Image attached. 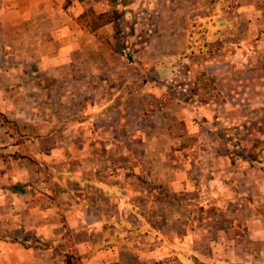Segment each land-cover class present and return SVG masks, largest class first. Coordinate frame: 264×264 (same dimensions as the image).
Here are the masks:
<instances>
[{"label": "crops", "instance_id": "0c3cea01", "mask_svg": "<svg viewBox=\"0 0 264 264\" xmlns=\"http://www.w3.org/2000/svg\"><path fill=\"white\" fill-rule=\"evenodd\" d=\"M65 1L0 0V264L250 263L243 244L264 236L237 233L228 212L254 204L219 196L253 194L255 173L218 149L232 141L221 118L264 98L246 85L264 58V0H220L207 19L221 22L165 54L150 52L152 28L143 48L117 46L123 16L85 30L78 15L104 0ZM159 206L154 225L144 212Z\"/></svg>", "mask_w": 264, "mask_h": 264}, {"label": "rangeland", "instance_id": "374dc122", "mask_svg": "<svg viewBox=\"0 0 264 264\" xmlns=\"http://www.w3.org/2000/svg\"><path fill=\"white\" fill-rule=\"evenodd\" d=\"M77 1L80 2L81 0ZM226 1L234 2L235 0ZM218 2L220 0H104L103 4L108 6V11L104 13L105 16L102 19H97L96 15L98 14H95L89 8L83 10L78 15L77 21L85 30L93 31L99 26L101 27L102 25L98 24L109 17L116 16L117 18L123 16L124 23L122 25L117 24V27H119L117 41H115L117 46L121 47L122 44L126 45L128 42L130 47H133V44L136 42V44L138 43L143 48L151 39L148 32L149 28H152V30H155V34L150 42L149 50L152 53L157 51L160 54L164 51L163 53L165 54L166 49L169 51L173 46L178 47L184 44V38L181 36L183 31L195 30L198 27L207 25V23L213 24L215 21L221 22V19L218 18L214 20L212 18L207 19L215 9L223 8L221 11H226L225 6L216 7ZM70 4L71 0H67L63 5L64 7H68ZM197 14L200 15V18L197 17ZM238 27H241V25ZM201 30L197 29V32H201ZM239 38L237 35L233 37L234 40H239ZM144 50L146 51L147 48ZM199 54H201L200 51L195 49L189 52V57L195 59ZM252 56L251 61L255 63L261 61L256 54ZM237 62L240 64L239 60ZM246 76L249 81L250 78L254 79L253 83L246 84L249 90L253 93L262 92L264 94V58L257 69L253 70V72L247 71ZM239 77H242V75L239 74ZM200 80L205 88H209L211 85L209 82L203 81L202 78ZM246 104L248 108L245 109L239 106L240 109H237V114L221 118V122L231 123L230 130L225 133L228 135L227 138H230L232 141L227 145V149H224L225 151L218 149V152L225 153L232 162L239 160L236 167L242 164V160L247 161V164L252 167V171L255 173L254 192L253 194L246 195L239 189L232 187L231 193H225L223 196H219V198L221 199L220 202L222 201L221 206L226 209L235 204H254L253 210L231 209L228 212V218L230 224H232L231 226L235 227L234 230L237 233L242 235L247 230H250V232H254L255 236H258V233H262L264 236V188L262 187L264 185L261 184V181H264V98L250 93ZM156 187H158L155 189L157 194L153 195L152 201L159 205L167 202L168 199H166L165 195L160 196L161 185H157ZM169 198L173 199V202H177L178 206L182 205L183 201H185L184 196L174 195L172 198L169 196ZM144 214L152 218L155 223L154 225H157L165 216V211L159 206L156 209L145 210ZM208 215L210 214L207 212L206 217ZM178 216L179 218L181 216L184 217L182 212H179ZM191 218H196V215L189 214L188 219L191 220ZM190 228L192 230L199 229L193 225ZM204 229L209 235L213 234L214 228L210 225ZM168 232L171 235L179 233L176 228H170ZM243 245V251L249 252L252 250L257 252L256 256L253 257L254 259L246 264H264V243L255 241L254 243H245ZM238 251L242 252L241 250ZM233 264H245V262L236 260Z\"/></svg>", "mask_w": 264, "mask_h": 264}, {"label": "trees", "instance_id": "16d2710c", "mask_svg": "<svg viewBox=\"0 0 264 264\" xmlns=\"http://www.w3.org/2000/svg\"><path fill=\"white\" fill-rule=\"evenodd\" d=\"M104 16H105V14L104 13H101V14L96 15V18L97 19H102ZM114 19H116V16H111L108 19H106V20L102 21L101 23H99L98 25L107 24V23L113 21Z\"/></svg>", "mask_w": 264, "mask_h": 264}]
</instances>
